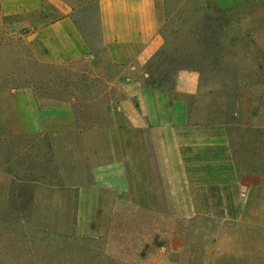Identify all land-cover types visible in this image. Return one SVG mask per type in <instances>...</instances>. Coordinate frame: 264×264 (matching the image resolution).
Returning <instances> with one entry per match:
<instances>
[{
    "label": "rangeland",
    "instance_id": "1",
    "mask_svg": "<svg viewBox=\"0 0 264 264\" xmlns=\"http://www.w3.org/2000/svg\"><path fill=\"white\" fill-rule=\"evenodd\" d=\"M2 5L22 13H0V264H264L227 255L231 229L238 252L264 254V229L189 211L192 173L213 174L222 193L228 165L158 164L150 136L118 110L126 81L173 91L193 72L191 123L225 128L229 168L264 175V0H154L161 48L143 65L102 46L97 0ZM66 13L92 57L44 63L32 34ZM111 158L124 181L106 169Z\"/></svg>",
    "mask_w": 264,
    "mask_h": 264
},
{
    "label": "crops",
    "instance_id": "2",
    "mask_svg": "<svg viewBox=\"0 0 264 264\" xmlns=\"http://www.w3.org/2000/svg\"><path fill=\"white\" fill-rule=\"evenodd\" d=\"M5 9L2 5V16L22 13L19 9L6 13ZM96 14L100 42L104 48L132 50L138 63L142 65L161 48L154 0H97ZM32 41L39 48L40 60L50 65L68 66L92 57L86 41L67 13L35 30ZM125 85L126 94L118 108L125 118V127L140 129L150 136V148L158 155V164L228 165L227 172L217 180L223 183L222 193H216L213 180L209 179L213 174L207 172L200 176L192 173L191 180L194 184L191 185V196L196 201H193L189 211L213 213L222 210L237 214L232 221L236 222L235 229L238 231L250 228L257 232L264 229V175L239 174L230 169L229 165L234 162L225 141V128L195 125L190 121V104L196 97L198 76L193 72H180L173 91L148 88L142 82L129 80ZM65 110V116L71 121L70 108L66 106ZM212 143L214 146L220 145L222 150V145L225 146L224 156L206 155L213 149L214 146L210 145ZM120 166V160L111 158L106 169L111 170L119 181H124ZM180 172L183 173V168ZM221 196L222 199L213 202L210 198ZM202 197L206 202L202 201ZM240 235V232L237 236L231 229L232 246L227 255L238 261H264L263 253L238 252L236 246Z\"/></svg>",
    "mask_w": 264,
    "mask_h": 264
}]
</instances>
